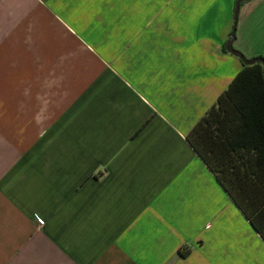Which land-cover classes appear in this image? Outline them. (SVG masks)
I'll return each instance as SVG.
<instances>
[{
	"label": "crops",
	"instance_id": "obj_1",
	"mask_svg": "<svg viewBox=\"0 0 264 264\" xmlns=\"http://www.w3.org/2000/svg\"><path fill=\"white\" fill-rule=\"evenodd\" d=\"M235 2L0 0V264H264L186 140L243 69ZM233 48L264 59V0Z\"/></svg>",
	"mask_w": 264,
	"mask_h": 264
},
{
	"label": "trees",
	"instance_id": "obj_2",
	"mask_svg": "<svg viewBox=\"0 0 264 264\" xmlns=\"http://www.w3.org/2000/svg\"><path fill=\"white\" fill-rule=\"evenodd\" d=\"M255 66H243L186 140L264 242V73Z\"/></svg>",
	"mask_w": 264,
	"mask_h": 264
},
{
	"label": "water",
	"instance_id": "obj_3",
	"mask_svg": "<svg viewBox=\"0 0 264 264\" xmlns=\"http://www.w3.org/2000/svg\"><path fill=\"white\" fill-rule=\"evenodd\" d=\"M244 1H247V0H236V2H235L234 25H233L232 31L228 37V40L226 42L225 49L229 54L237 57L242 62L243 65L251 66V65L258 63L264 69V59L263 58L257 57V58L247 59L239 51H237L233 48V41H234V37H235V28H236V21H237V17H238V12H239V8H240V4Z\"/></svg>",
	"mask_w": 264,
	"mask_h": 264
}]
</instances>
